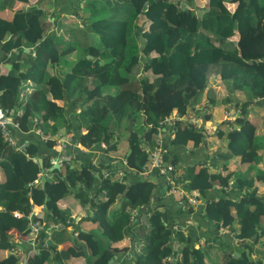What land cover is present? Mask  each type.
<instances>
[{"label": "trees", "instance_id": "trees-1", "mask_svg": "<svg viewBox=\"0 0 264 264\" xmlns=\"http://www.w3.org/2000/svg\"><path fill=\"white\" fill-rule=\"evenodd\" d=\"M29 1L0 0V106L17 107L19 114L13 119L20 130L38 127L44 139L16 130L27 140L25 150L19 151L0 135V251H7L0 254V264H18L29 249L24 238L29 237L30 217L43 227L38 231L36 251L27 253L26 264H113L108 259L127 250L128 260L119 256L123 264L131 259V264H264L259 255L260 250L264 253V167L259 163L264 140H258L264 135L256 131L255 116L247 110L254 98L264 97V0H205L196 12L195 7L179 5L192 0H88L80 8L81 0H76L75 14L84 19L81 22L88 33L98 35L100 43L78 42L73 48L67 37L47 32L44 9L48 0ZM96 5H101L100 10L93 12ZM139 18H143L142 29H138ZM62 24L57 21L56 26ZM231 40L233 46L228 43ZM23 47H33L34 55L22 59ZM71 50L78 56L68 69L58 64V70L48 71ZM11 51H16L18 61L9 73L3 63ZM141 57L143 70L149 74L137 76L131 68ZM215 74L228 94L225 98L207 94ZM236 91L242 96L237 98ZM205 98V117L214 116L218 107L211 109V105L215 102L222 103L221 111L226 110L224 102L233 100L237 105V113L230 111L235 117L224 121L230 129L217 131L227 138L229 152L220 166L224 174L209 171L205 159L180 165L178 149L203 143V133L182 121L169 131L161 121L172 109L184 114L189 105L193 111V105ZM67 112L78 122L75 129ZM33 117L38 121L33 123ZM123 118L129 122L126 132H122L127 127ZM61 125L72 143L85 149L102 143L104 151H115L114 137L124 139L129 151L119 157V164L125 175L100 179L91 194L94 176L89 164L76 162V147L71 159L75 165L64 161V171L53 167L50 158L61 147L55 137L61 134ZM159 130L167 131L162 143L152 136ZM161 145H165L161 162L172 165V178L187 191L199 190L203 205L195 208L193 216L207 229L201 235L205 244L197 245V235L192 237L188 229H172L168 223L181 226L192 205L177 202V190L168 196L161 193L163 177L155 170L139 173L149 163L147 154ZM87 153L78 158L86 159ZM236 157L247 163L244 170L233 167ZM46 169L52 177L32 184ZM230 177L236 187L233 194L222 187ZM85 192L88 200L82 196ZM98 193L105 199H99ZM72 195L92 209L85 216L77 209L81 215L74 227V242L79 246L57 249V241L69 240L58 236L62 229L46 228L69 221L65 198L74 200ZM113 202L116 205L110 207ZM33 205H42L43 214L27 217ZM220 227L227 232L220 233ZM12 235L18 236L16 241ZM124 235L129 236L128 242ZM20 240L21 249L16 250ZM256 244L258 251L252 247ZM80 250L81 259L70 257L72 251ZM212 252L218 258H212Z\"/></svg>", "mask_w": 264, "mask_h": 264}, {"label": "rangeland", "instance_id": "rangeland-1", "mask_svg": "<svg viewBox=\"0 0 264 264\" xmlns=\"http://www.w3.org/2000/svg\"><path fill=\"white\" fill-rule=\"evenodd\" d=\"M76 0H48V6L45 7L44 9V14H45V18L44 20L47 21L48 23V28H47V32H56L58 33L59 35H62L63 34H68V31L69 30L71 33L73 32V38H77L78 42L79 43H87V42H90L91 44L97 46L99 45L100 43V40H99V37L96 33L92 32V33H88V28H87V25H85V23H82L81 21H83L84 19H80L79 18V15L76 13L75 14V9L77 8L76 6V3H75ZM94 1V0H93ZM84 2H88V0H81L78 4V7L80 8L81 5H83ZM80 5V6H79ZM179 5H181L182 7H188V8H192V7H195L194 10L195 12L197 10H201L203 8V5H205V0H192L191 1V4L188 3V2H185V1H181L179 3ZM100 6L101 5H96L93 12H96L97 10H100ZM49 13H48V12ZM60 11H68L66 13V19L67 20H64L66 23H71L70 25H74L73 26V29L74 31H72V29H70L69 27L67 26H64L63 29H60V28H54V24L57 23V19H58V14ZM0 13H1V9H0ZM55 13V14H54ZM57 14V15H56ZM89 15V14H88ZM87 15V16H88ZM143 18H139L137 20V25H138V29H142L144 28V24L142 22ZM53 28H54V31H53ZM70 37V36H69ZM73 38H68L67 39L72 43V44H75V41ZM226 41V40H225ZM228 43H230L231 46L234 45V42L231 40V42L228 41ZM81 45V44H80ZM77 52V51H76ZM139 54H141L139 52ZM34 55V48H30V50L28 51L27 50V56L26 57H31ZM66 55V62L64 64V67H70V65L73 64V62L76 60L78 54L77 53H74L72 52V55ZM143 60V58L141 57L140 58V62L137 63L136 65H133L132 68H131V71L133 73H135L137 76L139 75H148L149 74V71H144L143 70V63L141 62ZM20 65V64H19ZM23 65V63L21 64ZM21 68V67H20ZM212 85V86H211ZM211 85L209 86V89L207 91V94L211 97H213L214 99H219L220 97L222 98H225L227 94V92L225 91V87L223 85V83L221 82L218 74H215V76H213L211 78ZM208 98H205V99H201L199 100L197 103H195L193 105V109L196 110L197 112V121L195 122V124L193 125L195 127V129H198L200 130L202 133H203V139L205 140V142H209V143H212L213 146L211 147L213 149V153H216V152H219V151H222L221 149L219 150L218 148L219 147H222L223 148V151L226 150L227 152L228 149L226 148V141H227V138L225 137V135H219L217 133L218 130H222L223 133H225L226 131H228L230 129V124H227L225 123L224 121L225 120H232L233 117H235V114H232V116L230 117H227L225 116V112L224 111H227V110H224V111H221V107H222V103H213L211 105V109H213L214 105L215 107L218 109V110H215L214 112V117L216 118V116H218L219 112L218 111H221L220 112V119L218 118L217 120L215 119H207V117L204 116L205 112L207 111V107L205 106V103H207L208 100H206ZM204 100V101H202ZM206 101V102H205ZM264 97H261V98H254L253 99V102L251 101V104H248V107H251V111L254 113L253 115L255 116V118H260V115L259 113L262 112V114H264ZM229 108L230 111L234 110L236 111L237 109V105L235 104V102L233 100H231V102H224L223 103V108ZM215 108V109H216ZM192 108L188 105L187 106V113H190V111ZM193 110V111H194ZM260 111V112H259ZM212 112V111H211ZM78 114V108L75 112V114ZM71 114H74L71 113ZM231 114V113H230ZM70 113H66V118L69 119V121L71 122V124H73V128L75 129V126L77 125V120L75 118H73L72 120V117L73 115L69 116ZM185 120H187V118H184ZM184 120V123H186V121ZM261 120V119H259ZM122 123L123 124H126L127 127L122 130V132H126L129 128V122L124 120V118L122 119ZM61 127V126H60ZM64 127V126H63ZM164 127L166 128H169L168 125H165L164 124ZM170 129V128H169ZM83 130V129H82ZM81 130V131H82ZM256 131L262 135H264V126L260 127V126H257L256 127ZM164 134H167V131L166 130H159L156 134L152 135L154 140H158L159 143H162V141L164 140V137L163 135ZM56 135V134H55ZM64 136H68V135H65L64 134V131L58 136L59 138H62ZM258 140L259 141H262L264 140V136H259L258 137ZM202 143V144H205ZM125 144V141L124 139H121L120 141L117 142V145L118 146H123ZM211 144V145H212ZM210 145V146H211ZM164 146L165 145H161V148L162 150L164 149ZM191 146H192V143H191ZM77 147V146H75ZM100 149L103 151V153H101V151L98 152V154H94V155H90V156H87L85 155L86 159L85 158H81L79 159L78 158V154H81L82 155V149H83V146L79 145L78 147V150L79 148H81V150H79V153L76 151V155H77V159H76V162H78L79 166H84V165H90L89 167L91 168V171H92V174H93V187L92 189L90 190V193L91 194H94V192L96 191L97 187H98V184H99V172L102 173L103 175H106V172H109L111 168H115L116 167V170L114 171V173L112 174V177L114 178H118L119 177V174H118V170L121 169V165L117 164L119 163L120 161V158L118 157L119 155H114V153H116L115 151L113 150H108V151H104L103 150V144L101 143L100 144ZM262 160L259 161L260 164L263 165L264 167V142H263V146H262ZM218 149V150H217ZM74 151V149H72ZM86 150H89V149H86ZM122 151V147L120 148V152ZM88 151H85L83 153H86ZM157 153L159 154V151L157 150ZM107 154V155H106ZM227 154V153H226ZM109 156V157H108ZM114 158V160H112V158ZM117 157V159H116ZM239 157H236L235 159V165H233V167L236 169V168H239L241 170H244L247 165V163L245 162H241L240 161V158L238 159ZM238 160V161H237ZM117 161V163H116ZM67 162H69V164H73L75 165L74 161H70L69 159H67ZM206 165H207V169L209 171L211 170H214L213 168L217 169V170H221L219 167H216V166H213L210 162V158L209 157H206L205 158V162H204ZM64 161H60V164L58 167H61L62 171H64ZM101 170L98 172V170ZM103 169V170H102ZM106 171V172H105ZM45 172L48 174V170L46 169ZM222 174H224L225 172L221 171ZM249 175H251V172H249ZM49 177H52L51 175H49ZM234 179L233 177H230L228 179V184L226 186V190L227 191H230L232 194L235 192L236 190V187H235V184H234ZM162 185V184H161ZM259 187V192H261L262 190V186L260 184H258ZM218 189V188H216ZM242 190V189H241ZM221 191V190H220ZM171 191H169L168 187L166 190H164L162 193H165L167 196L168 194H170ZM101 193H98V195H100ZM82 196H84L87 200H88V196L85 193L82 194ZM232 196V195H231ZM72 197L74 198V204L76 203L77 206H80L79 208L75 207L74 210L72 211L71 209L67 208V210L70 212V216H69V222H65V224H62L64 225V227H69V226H75L74 224L76 223H79V217H74L73 214L75 213H78L77 209H79V211L81 213H83L82 215H90V212H91V209L92 207H89L88 205H84V204H81L78 200L77 197H74V195H72ZM70 202L68 203L69 206H72L73 204L71 203V200L72 198H70ZM102 199H105V197L103 196ZM177 202L181 203L180 201H178L176 199ZM201 202L199 204L202 203V199L200 200ZM62 206V204H60ZM116 205L114 202L110 204V207ZM64 207V206H62ZM94 208V207H93ZM79 212V213H80ZM194 212H195V209L192 210L186 217L185 219L189 218L190 221L188 222V224L186 225V229L190 230V232L192 233V237L193 235H197L199 238H198V243H196L197 245H201V244H205L206 241H204L203 239L200 238V236L204 233H206L207 229L204 227V226H201L199 225V223H197L194 219ZM81 214H79L80 216ZM185 219H183L181 225L182 226H185L184 225V221ZM168 223H171V225L174 223V222H168ZM51 227H61L62 225H60L59 223H51L50 224ZM207 226V225H205ZM227 231L225 230V228L222 227L220 233H226ZM125 236V241L128 242V238L129 236L128 235H124ZM129 243L127 244V247H128ZM254 249H257V251L259 250V247L255 245L252 246ZM127 249H130V247H128ZM253 252V251H252ZM251 252V253H252ZM214 255L218 258V255H216V253H214ZM213 255V252L211 253V257L214 258L215 256ZM261 257L264 258V253L262 252V250H260V254H259ZM258 254L255 255V257H258L259 256ZM116 256V255H115ZM116 259V258H115ZM119 259V258H118ZM115 263H116V260H115ZM208 263V261H207ZM206 263V264H207ZM128 264V263H126Z\"/></svg>", "mask_w": 264, "mask_h": 264}, {"label": "built area", "instance_id": "built-area-1", "mask_svg": "<svg viewBox=\"0 0 264 264\" xmlns=\"http://www.w3.org/2000/svg\"><path fill=\"white\" fill-rule=\"evenodd\" d=\"M227 110V109H226ZM225 112V116L230 117L232 116V114H230V112L224 111ZM235 113L238 112V109H236V111H234ZM19 114V110L17 108H3L0 106V135L3 139V141H5V143L7 145H9L12 149L14 150H19V151H24L25 147H26V143L27 140L25 138H20L19 135L16 133V130L21 133H27V132H33L37 135H39L41 138L44 139V135L43 132L41 131L40 128L38 127H33L32 125L30 126V129L26 130L25 132L21 131L19 128V125L17 123V121H15L13 119L14 115ZM184 118H187V120H185ZM197 113L194 111H190V113H179L176 109H172L171 112L167 115H165L163 117V119L161 120L165 125L169 126V131H172L173 126L176 124L177 121H182L184 122V120L186 121L187 124L191 125L192 127H194L193 125L195 124V122L197 121ZM38 121L37 117H33L32 118V122H36ZM193 124V125H192ZM195 128V127H194ZM60 134H56L55 137L58 139V142L60 144L61 147H59L58 151H56V154L54 156H52L50 158V163L51 165H53V163H57L58 166L60 164V161H67V159L71 160L74 158L75 156V151L71 150L70 152H68V150H66L65 145H70V147H74L77 146L76 148L78 149L79 145H77L76 143H72V141L70 140L69 136H64L62 138H59ZM79 150H81V148H79ZM157 150L159 151V154L157 153ZM164 150V149H163ZM162 148L161 146H159V148H155L154 150L150 151V157H149V163L148 165L142 167V169H140L139 173L142 175H146L149 172H151L152 170H155L158 174H160L163 177V181L165 183V187L167 189H169V191H171L170 193H172L174 190H177V195L178 197L181 199H179L178 201L180 202H186L192 206L199 204L201 201V196L199 193V190L197 188H192L189 191H186L183 186H182V182H176L171 174H170V170L172 169V165L170 163H162L161 162V153H162ZM86 149H82V152H85ZM32 160H36L35 157H32ZM113 160V159H112ZM117 163V161H116ZM119 164V163H117ZM120 165V164H119ZM103 170V169H102ZM116 170L115 168H111L109 172H106V175H103L102 173L99 172V177L100 179L105 178L109 175H111L114 173V171ZM101 171V170H100ZM119 177L120 178L122 175H125V170L124 168L119 169L118 171ZM49 177V176H48ZM37 181H39L38 177L34 178L31 183H36ZM219 187V186H216ZM223 188H225L226 186H222ZM32 207V206H31ZM39 210L41 211L44 209V207L42 205H38ZM33 208V207H32ZM32 208H30L29 213L27 214V217H30L31 215H35L37 213H32ZM15 215H21L20 212L15 211L14 212ZM190 221L189 218L185 219L184 224L188 223ZM28 227H29V237H25V243H27L29 245V249H27L23 256L21 257V259L19 260L18 264H26V256L27 253L29 251L34 252L36 251V244H37V235H38V231L43 227L39 222H37L36 220L31 219V217L29 218L28 221ZM172 229H178L181 228V226H179L176 222H174L171 225ZM52 227L49 226L47 229V231H49ZM222 227L219 228V232L221 231Z\"/></svg>", "mask_w": 264, "mask_h": 264}, {"label": "crops", "instance_id": "crops-1", "mask_svg": "<svg viewBox=\"0 0 264 264\" xmlns=\"http://www.w3.org/2000/svg\"><path fill=\"white\" fill-rule=\"evenodd\" d=\"M31 2H33L34 0H30ZM29 1V2H30ZM48 12V11H47ZM68 12V11H67ZM66 11H60L59 12V16H58V19L56 20V21H58V22H60V21H62L64 24H62V25H58V26H56V24L54 25V28H60V29H63V27L64 26H67V27H69L70 29H72V31H74V29H73V26L74 25H70L71 23H66L64 20H67L66 19V17H64V16H66V13H67ZM49 13V12H48ZM55 14V13H54ZM57 15V14H56ZM54 28H53V31H54ZM68 31V34H63V39H65L66 37H68V38H71L72 36H73V32L71 33L69 30H67ZM55 32V31H54ZM56 33V32H55ZM70 36V37H69ZM74 41H75V44H72L71 42H70V44L72 45V48L73 47H75V45H77L78 44V40H77V38H74ZM28 49V51L30 50L29 48H27ZM72 52H74V53H77L75 50H71V51H69V52H67L66 54H64L58 61V63L57 64H55L54 66H52V67H49L48 68V71H50V72H52V71H56V70H58V68H59V65H62V70H66V69H68V67H64V64H65V62H66V55H72ZM16 56H17V53H16V51H11L10 52V54H9V58H8V60L7 61H5V62H9V64H10V68H11V65L13 64V62H15V61H18V60H16L15 58H16ZM23 56L24 57H26L27 56V51H24V54H22V59H23ZM67 56V57H68ZM77 59V58H76ZM76 61V60H75ZM74 61V62H75ZM4 62V63H5ZM4 63H3V65H4ZM59 64V65H58ZM16 67H19V64L16 66ZM12 70H13V68H11ZM236 94H237V98H238V96H242V94L240 93V92H238V91H236ZM253 102V101H252ZM263 103H264V101H263ZM17 108V107H16ZM18 109V108H17ZM226 109L230 112V110H229V108H227L226 107ZM247 110L250 112V113H253L252 111H251V108L250 107H248L247 108ZM260 112V111H259ZM254 114V113H253ZM259 115H260V118L259 119H261V120H259L258 118H255L256 120V127L257 126H260V127H262L264 124H263V122H264V114H262V112H260L259 113ZM220 119V115L218 114V116H216V118L214 117V116H208V118L207 119H215V120H217L218 118ZM62 126V125H61ZM63 128V131H64V127H62ZM59 131H60V129H59ZM62 130L60 131L61 133L63 132ZM120 134H121V132H120ZM114 140H116L117 142L118 141H120L121 139H120V137L119 136H116V137H114ZM125 141V140H124ZM204 142H205V140H204ZM203 142V143H204ZM212 143H209V142H205V144H202V143H199L197 146H189V145H185V147L184 148H179L178 149V151H177V153H178V158H179V164L180 165H182V166H184L185 164H189V163H192V162H195V161H197V160H200V159H205L206 157H209L210 158V162L211 163H213L212 165L213 166H216V167H219L220 168V166H221V164H222V162L224 161V157L226 156V153H228L226 150H224L223 151V148L222 147H219L218 149L220 150H222V151H219V152H216V153H213V149L211 148L212 146H213V144L211 145ZM100 145V144H99ZM98 144H95L92 148H89V150H86V151H88V153H87V155L88 156H90V155H94V154H98V152L99 151H101V153H103V151L100 149L101 147L99 146ZM211 145V146H210ZM65 149L66 150H68V152H70L72 149H74V147H68V145H65ZM122 147V151L120 152V148ZM83 149H85V148H83ZM217 149V150H218ZM127 150H128V147H127V145H126V142H125V144L123 145V146H118L117 145V150L115 151L116 153H114L113 152V154L115 155H119L118 157H121L122 155H123V152H127ZM57 151H58V149H57ZM125 152V153H126ZM84 154V153H83ZM107 155V154H106ZM109 157V156H108ZM214 170H211V171H215V172H220L221 173V170H217V169H215V168H213ZM182 171V170H181ZM98 172H99V170H98ZM41 174H43L44 175V177L46 178V177H48L50 174H47L46 172H44V171H41L39 174H37V176L36 177H38V179H39V181H40V178H39V176L41 175ZM35 177V178H36ZM3 179V173H2V171L0 170V180H2ZM39 181H37L36 183H35V185H37L38 184V182ZM94 184V183H93ZM162 185H164V184H162ZM92 187H93V185H92ZM85 188V190H90V189H88V187H84ZM76 190V189H75ZM164 190H166V189H164ZM65 201H66V203L68 204L69 202H70V199H69V197L67 196V198H65ZM74 202V200L72 199L71 200V203L73 204L72 206H69L68 205V207L73 211L74 210V208L76 207H78L77 205H76V203L74 204L73 203ZM60 204H62V203H60ZM59 204V207H62L61 205ZM2 206L0 205V208H1ZM33 207V208H32ZM31 208V210H32V213H36V211H37V213L35 214V215H38V214H43V211H44V209L43 210H41V211H38L39 210V207H38V205H33ZM63 208V207H62ZM13 212H15V210L13 211ZM73 216L74 217H79V215L77 214V213H75V214H73ZM69 219V218H68ZM74 225H76V226H78L77 225V223L76 224H74ZM75 226H67V227H58V226H56V227H53V228H51V231L52 230H59V229H62V233L60 234V235H58L59 237H61L62 239L63 238H65V240H69V241H65V242H60L61 240H59V241H57V244H56V248L57 249H62V248H64V249H70V250H72L73 248H72V246L74 245L75 247H77V246H79L78 244H76L77 242L74 240V237H73V239L71 240L70 239V235H71V230L72 229H76L77 230V228H74ZM69 236L68 238H67V236ZM13 237H14V241H16L15 240V238L16 237H18L17 235H12ZM200 238L201 239H203V236H200ZM76 243H75V242ZM20 242V243H19ZM19 242H16V250H19V249H21V240L19 241ZM6 253H7V251L6 250H1L0 251V254L2 255V256H4V255H6ZM123 254V253H122ZM125 254V256H124V258L126 257V256H128L129 254H130V251L128 250L127 252H125L124 253ZM121 255V254H120ZM119 255V256H120ZM119 256H115L114 258H113V264H116L117 262H120V263H122L123 264V259H121V261H118V258H119ZM70 257H74L75 259H81L82 257H83V253H82V251L80 250V251H78V252H76V251H72V254H70ZM116 258V259H115ZM126 259V258H125ZM115 260H116V263H115ZM126 260H128V259H126ZM131 262H132V259L129 261V262H127L126 261V263H128V264H131ZM49 264H56V262H54V261H51ZM75 264H81V263H75Z\"/></svg>", "mask_w": 264, "mask_h": 264}, {"label": "water", "instance_id": "water-1", "mask_svg": "<svg viewBox=\"0 0 264 264\" xmlns=\"http://www.w3.org/2000/svg\"><path fill=\"white\" fill-rule=\"evenodd\" d=\"M173 1L175 2L176 0H173ZM139 29H140V28H139ZM23 50H24V51H27L28 49H27V47H23ZM4 66L6 67V69L8 70L9 73L12 72V69L10 68V64H9V62H5V63H4ZM62 127H63V126L59 127L60 131H61V130L63 131V128H62ZM128 151H129V149L127 150V153H128ZM149 157H150V154L148 153V154H147V158H149ZM38 162L41 163V158H38ZM52 166H53V167H58V164H57V163H53ZM39 178H40V182H41V183L45 180V177H44L43 174H41V175L39 176ZM74 191H75V189H74ZM163 191H164V185L160 188V192L162 193ZM136 209H137V207H136ZM70 239H71V240L73 239V235H70ZM111 261H112V258H109V259H108V262L110 263Z\"/></svg>", "mask_w": 264, "mask_h": 264}, {"label": "clouds", "instance_id": "clouds-1", "mask_svg": "<svg viewBox=\"0 0 264 264\" xmlns=\"http://www.w3.org/2000/svg\"><path fill=\"white\" fill-rule=\"evenodd\" d=\"M150 154V153H149ZM114 158V157H113ZM117 159V158H116ZM149 159V158H148ZM75 164V163H74ZM99 171H100V169H99ZM111 176V175H110ZM100 180V179H99ZM164 179H162V181H163ZM161 184H164V189H166V187H165V183H164V181L163 182H161ZM163 186V185H162ZM89 191V190H88ZM187 191V190H186ZM171 194V193H170ZM103 197V196H102ZM102 197H101V194L100 195H98V198L99 199H102ZM202 199V198H201ZM179 200V199H178ZM181 200V199H180ZM182 203V202H181ZM202 205H203V200H202V203H201ZM199 204H197V205H194V206H192L193 207V209L192 210H194L197 206H198ZM66 222H69V221H66ZM188 223H185L184 225L185 226H182L181 225V228L180 229H182V230H184L185 231V228H186V225H187ZM51 226V225H50ZM180 226V225H179ZM53 228V227H52ZM51 230V229H50ZM71 235H73V237L74 236H76L77 235V233H76V230L75 229H72L71 230ZM128 251V250H127ZM121 255H123V256H125V254L123 253V254H121ZM118 261H121V258L119 257V259H118ZM111 262H113V258H112V261ZM110 262V263H111ZM120 264V262H117L116 264Z\"/></svg>", "mask_w": 264, "mask_h": 264}]
</instances>
